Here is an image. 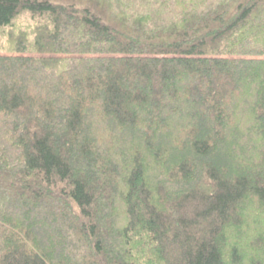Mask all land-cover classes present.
Segmentation results:
<instances>
[{"label": "trees", "instance_id": "16d2710c", "mask_svg": "<svg viewBox=\"0 0 264 264\" xmlns=\"http://www.w3.org/2000/svg\"><path fill=\"white\" fill-rule=\"evenodd\" d=\"M0 264H264V0H0Z\"/></svg>", "mask_w": 264, "mask_h": 264}, {"label": "rangeland", "instance_id": "374dc122", "mask_svg": "<svg viewBox=\"0 0 264 264\" xmlns=\"http://www.w3.org/2000/svg\"><path fill=\"white\" fill-rule=\"evenodd\" d=\"M20 24H24V25H27L28 23H27V19H25L24 17H23V19L22 20H19L18 22H17V25H20Z\"/></svg>", "mask_w": 264, "mask_h": 264}]
</instances>
